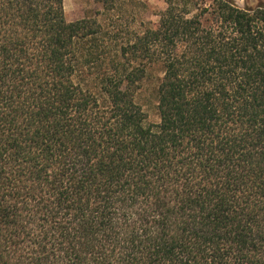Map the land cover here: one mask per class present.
<instances>
[{
	"label": "trees",
	"instance_id": "trees-1",
	"mask_svg": "<svg viewBox=\"0 0 264 264\" xmlns=\"http://www.w3.org/2000/svg\"><path fill=\"white\" fill-rule=\"evenodd\" d=\"M63 1L0 0V264H264V6Z\"/></svg>",
	"mask_w": 264,
	"mask_h": 264
},
{
	"label": "rangeland",
	"instance_id": "rangeland-1",
	"mask_svg": "<svg viewBox=\"0 0 264 264\" xmlns=\"http://www.w3.org/2000/svg\"><path fill=\"white\" fill-rule=\"evenodd\" d=\"M168 0H113L114 7L103 14V23L116 30L117 40L125 38L133 31H139L148 23L157 24L159 14L166 8ZM177 2L178 0H172ZM238 8L254 6L257 3L264 6V0H232ZM193 6L186 8L190 15L199 13L202 8H208L211 0H194ZM64 16L66 21L72 22L95 15L100 7L92 0H64ZM154 70L150 78L142 86L136 96L137 102L147 113L148 121H158L155 111V94L153 78L157 74Z\"/></svg>",
	"mask_w": 264,
	"mask_h": 264
}]
</instances>
